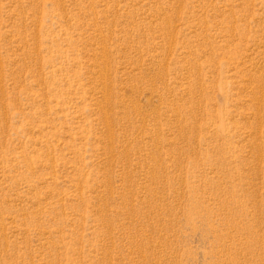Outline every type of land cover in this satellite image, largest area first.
Here are the masks:
<instances>
[{
    "label": "rangeland",
    "instance_id": "rangeland-1",
    "mask_svg": "<svg viewBox=\"0 0 264 264\" xmlns=\"http://www.w3.org/2000/svg\"><path fill=\"white\" fill-rule=\"evenodd\" d=\"M0 264H264V0H0Z\"/></svg>",
    "mask_w": 264,
    "mask_h": 264
}]
</instances>
